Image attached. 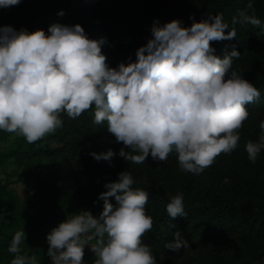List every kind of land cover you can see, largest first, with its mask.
<instances>
[{
	"label": "clouds",
	"instance_id": "clouds-1",
	"mask_svg": "<svg viewBox=\"0 0 264 264\" xmlns=\"http://www.w3.org/2000/svg\"><path fill=\"white\" fill-rule=\"evenodd\" d=\"M19 3L0 0V7ZM247 8L252 14L241 11L232 23L261 27L251 0ZM225 29L229 26L220 14L194 20L190 27L180 19L155 21L136 59L110 67L102 52L105 39H90L80 24L53 23L48 34L2 25L0 129L33 144L63 127L62 113L76 119L94 108L93 123L106 124L122 143L118 155L124 160L140 164L150 155L164 162L174 152L182 171L199 174L218 155L237 148L239 129L249 117L245 105L260 97L232 68L239 51L233 48L223 58L214 54L211 42L236 37L235 28ZM259 127L258 140L245 144L253 163L264 151V121ZM90 155L111 163L117 153L109 148ZM133 184L127 170L120 172L98 196L104 202L99 216L82 210L52 228L46 237L51 264H85V246L97 257L94 264H157L141 239L153 227L145 210L149 193ZM166 211L172 220L186 217L182 193L170 198ZM25 237L24 230L13 236L10 264H38L35 255L21 253ZM165 246L178 252L188 245L177 231Z\"/></svg>",
	"mask_w": 264,
	"mask_h": 264
},
{
	"label": "trees",
	"instance_id": "trees-1",
	"mask_svg": "<svg viewBox=\"0 0 264 264\" xmlns=\"http://www.w3.org/2000/svg\"><path fill=\"white\" fill-rule=\"evenodd\" d=\"M251 2L261 27L232 23L241 11L252 14L249 0H20L18 5L0 7V26L17 31L43 29L48 34L53 23L80 24L90 39H105L102 52L110 67L136 59V50L151 37L155 21L180 19L190 27L194 20L220 14L229 26L225 32L235 28L236 37L211 42L214 54L223 58L233 48L239 51L233 70L260 92L255 103L245 105L249 117L239 129L237 148L218 155L199 174L182 171L174 152L164 162L150 155L140 164L126 161L118 155L122 143L115 141L106 124L93 123L94 108L76 119L62 113L63 127L45 144L37 147L39 141L28 144L18 137L11 148L34 158L22 167L32 193L99 216L104 203L99 194L127 170L133 189L149 193L145 210L153 227L141 239L151 247L157 264H264V151L253 163L245 150L247 141L258 140L264 121V0ZM109 148L117 153L111 163L90 155ZM178 193L183 194L187 215L172 220L166 205ZM177 231L188 246L173 252L165 245L173 242ZM234 240L238 246L232 252L228 243Z\"/></svg>",
	"mask_w": 264,
	"mask_h": 264
},
{
	"label": "crops",
	"instance_id": "crops-1",
	"mask_svg": "<svg viewBox=\"0 0 264 264\" xmlns=\"http://www.w3.org/2000/svg\"><path fill=\"white\" fill-rule=\"evenodd\" d=\"M19 138L0 129V264H10L14 258L8 247L17 231H25L21 253L35 255L38 264H51L47 255V234L52 228L74 215L81 208L61 206L43 195H34L28 177L22 170L31 163V155L12 150ZM92 241L90 243H94ZM97 257L90 246H85V264H94Z\"/></svg>",
	"mask_w": 264,
	"mask_h": 264
},
{
	"label": "rangeland",
	"instance_id": "rangeland-1",
	"mask_svg": "<svg viewBox=\"0 0 264 264\" xmlns=\"http://www.w3.org/2000/svg\"><path fill=\"white\" fill-rule=\"evenodd\" d=\"M56 132H57V130H56ZM55 133L47 134L45 137H43L41 140H39V142L36 144V146L38 147V146H42L43 144H45V140L46 139L48 140ZM228 244L230 245V249H233L232 252H235L237 249V246H238V241L234 240L232 243H228Z\"/></svg>",
	"mask_w": 264,
	"mask_h": 264
}]
</instances>
